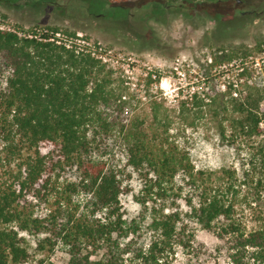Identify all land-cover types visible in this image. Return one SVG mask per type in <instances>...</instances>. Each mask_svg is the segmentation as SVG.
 I'll return each mask as SVG.
<instances>
[{
	"label": "trees",
	"instance_id": "16d2710c",
	"mask_svg": "<svg viewBox=\"0 0 264 264\" xmlns=\"http://www.w3.org/2000/svg\"><path fill=\"white\" fill-rule=\"evenodd\" d=\"M183 1L212 11L216 30H230L231 0ZM47 28L22 36L0 26V160L9 166L0 177V264L25 263L27 237L38 251L62 250L66 264H174L197 228L217 237L231 264H264V66L257 75L245 67L224 89L207 72L190 101H136L76 34ZM238 52L219 47L207 69L230 65ZM147 104L150 114L138 116ZM176 110L193 112L189 126L214 123L244 155L240 177L196 169L169 132ZM135 182L141 212L127 219L121 197ZM174 197L181 206L148 216L151 199Z\"/></svg>",
	"mask_w": 264,
	"mask_h": 264
},
{
	"label": "rangeland",
	"instance_id": "374dc122",
	"mask_svg": "<svg viewBox=\"0 0 264 264\" xmlns=\"http://www.w3.org/2000/svg\"><path fill=\"white\" fill-rule=\"evenodd\" d=\"M169 1L0 0V26L22 36L49 32L47 27L76 34L73 40L81 48H89L102 59L113 86L123 87L128 99L136 101H147L151 94L169 104H175V98L190 101L193 92L209 81L207 72L218 77L221 89L229 80L237 79L245 67L257 70L255 75L261 72L264 44L262 51L259 44L264 40V0H231L230 6L225 3L231 17L227 33L216 30L212 11L200 6L193 8L184 1V6H180V0ZM219 47L235 49L240 55L228 66L209 70L207 64ZM159 73L160 81L151 86V78L155 80ZM150 108L143 105L138 116L149 115ZM193 112L181 115L178 110L169 111L170 134L190 154L197 170L220 173L222 168H229L240 177L244 155L220 139L209 119L189 126L185 117ZM8 170L7 163L0 160V177L7 178ZM179 186L175 185V192ZM133 187L131 194L121 197L127 219L136 218L141 212L136 201L142 186L135 182ZM181 199H151L148 216L156 214L155 209L172 212L184 202ZM27 244L30 256L23 264L67 263V256L60 249L54 253L38 251L32 237H27ZM220 247L213 233L197 228L191 247L178 248L173 262L231 264L225 253L218 250Z\"/></svg>",
	"mask_w": 264,
	"mask_h": 264
}]
</instances>
